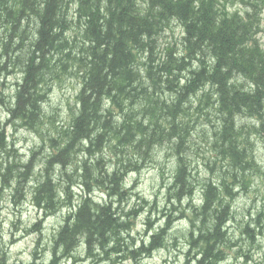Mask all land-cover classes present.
<instances>
[{
	"label": "trees",
	"instance_id": "obj_1",
	"mask_svg": "<svg viewBox=\"0 0 264 264\" xmlns=\"http://www.w3.org/2000/svg\"><path fill=\"white\" fill-rule=\"evenodd\" d=\"M7 1L0 0V29L8 31L0 41L3 43L0 59L4 60L0 70L7 74L15 70L21 73L13 98L6 101L8 122L33 126L37 132L43 115L41 105L54 86L64 75L78 80L77 114L50 141L54 152L33 191L34 205L46 214L53 215L64 206L69 210L75 208L74 212H68L54 236V253L75 258L82 239L83 254L90 264L105 261L120 264L128 258L137 264L142 255L150 258L166 248L164 237L172 223L168 219L162 229L149 237L147 245L143 241L139 248L123 245L120 232L131 231L142 210H122L121 205L131 193L123 187V180L128 170L138 172L141 167L129 162L122 165L123 173L117 169L110 178L105 168L117 156L135 155L147 163L153 146L170 144L178 167L167 190L168 201L171 203L175 198L182 203L188 196L193 213L188 216L191 226L184 264L192 261L220 264L225 260L232 246L231 241L228 244L226 224L232 214L231 200L237 195L230 185L247 188L250 172L257 168L245 130H239L238 123L242 117H249L259 123V131L264 133V49L257 40L261 24L252 12L243 15L230 12L228 0H12L9 4ZM173 20L182 29L180 49L175 43L163 47L160 44L163 34L171 30ZM12 31L18 33V40L14 39L17 33ZM70 51L73 53L69 56ZM164 90L173 93L174 98L162 99ZM194 97L198 98L195 113L204 114L206 123L211 122L210 115L219 118L218 130L214 131L217 158L225 160L228 169L235 170L220 177L219 187L211 180L200 185L204 189V204L199 210L192 204L196 179L187 154L190 130L193 133L197 124L191 119L193 112L190 114ZM117 116L121 117L119 122ZM174 137L178 141L175 144ZM7 138L2 128L0 173L4 180L0 184V215L3 191L15 181L14 198L22 199L33 165L31 159L27 164L21 163L27 171L16 174L8 183L11 167L19 163L3 161L5 154L13 153ZM81 141H86V145ZM105 149L111 153L110 161L104 158ZM81 152L90 157L79 159ZM97 154L99 158L90 164ZM114 162L121 164V160ZM56 164L61 170L74 165L75 174L64 176L76 175L83 180L79 183L69 180L59 192L54 185ZM207 167L212 170L209 163ZM94 171L99 179L94 177ZM74 184L80 188L78 204L72 201ZM94 194L108 203H96L92 199ZM117 213L125 217V222L120 221ZM210 218L215 223L209 232ZM152 224L151 220L146 221V237ZM246 231H251L248 225ZM112 239L115 243L110 249L107 245ZM129 239L134 245L135 237ZM97 247L103 255L96 252Z\"/></svg>",
	"mask_w": 264,
	"mask_h": 264
},
{
	"label": "rangeland",
	"instance_id": "obj_2",
	"mask_svg": "<svg viewBox=\"0 0 264 264\" xmlns=\"http://www.w3.org/2000/svg\"><path fill=\"white\" fill-rule=\"evenodd\" d=\"M11 1L12 0H8L7 4H9ZM228 2L229 4H227V7L229 9L230 8L234 9L233 10L234 12H238V13L243 12L244 14L248 12L245 11V9L247 8L251 9V12L256 18V20H258L261 24V31L257 35V40L260 41L264 49V16L261 15V13L264 12V0H248L247 2L241 0H228ZM237 3L241 5V8L236 9ZM72 15H73V9L70 11V16ZM12 32L17 33L15 31ZM26 32L27 29L25 30V35ZM7 33H8L7 30L0 29V41H2L1 39L4 38L7 35ZM181 34H182V29L175 22L173 23L171 30L168 29L160 38V44L163 47L165 44L175 43L176 46L180 49ZM33 37H35V35ZM14 39L15 40L19 39L18 33L16 38ZM2 47H3V43H0L1 50ZM161 50L162 49H159V51ZM72 53L73 51H70L68 52V55L70 56ZM2 64H4V60L0 59V67L2 66ZM20 78H21L20 73L13 72L11 74L10 73L7 74L4 70H0V93H1L0 129L4 128L5 133L9 138V139L7 138V141L9 140L11 142L12 144L11 149L13 148V153H10L9 156L5 154L3 156V161L9 160L10 162L15 161L19 163L11 167L12 173L11 172L10 173L12 176L8 177L9 178L8 183H10L11 180H13L16 177L15 176L16 174L18 175L21 172L27 171L25 168L21 166V163L27 164L31 159L33 165L31 168L32 172L30 174L29 180L24 188L22 199L18 200L17 197L14 198V196L16 195L14 191V184L11 188H6L2 193V200H1L2 209L0 215V264H9V261H11V264H36V261L41 259L42 254L48 252L49 250L51 251L52 259L48 261V264H60L62 260L65 261V264L69 260L71 261V264H84L85 261H89L84 257V254L83 255L75 254L76 257L71 258L70 256H66L62 254V252H59L58 254L54 253V244H53L54 236L56 235L57 230L63 224V221L65 220L69 211H66L64 213L62 222H58L57 214L61 209H65V208L69 209V208L67 206L61 207L55 214L52 215L48 213L46 214L44 211L42 212L33 203L34 186L41 178V173H43L44 171V165L46 161L54 152V149L51 147V144L49 142L52 139L57 138V136L60 134L62 129L70 125V123L72 122V117L77 112V109L79 107V101H80L78 99L79 91L77 90L78 80L73 76L64 75L62 77V81L54 86L53 89H55L57 96L53 98V90H52L47 101L45 100V102L43 103L49 106V112L51 113V115L46 114L44 112V109L42 108L43 115L38 123L41 124V126L36 132L32 129L33 126L27 127L24 126L23 124H15L8 122L9 116L7 112L6 101L7 98H12L14 96L16 90V82ZM2 97H4L3 100H1ZM161 97L162 99L170 100L174 98V95L173 93L164 90V92L161 94ZM192 103H193V109L192 111H190V114H192L193 112V116H191L192 117L191 119L193 121L196 120L197 124L193 133H192V129L190 130L191 136L189 138V142L187 143L188 145L187 154L192 157L201 158V163L199 165L192 166L193 173L196 179L195 185L197 187L200 186L206 180H211L213 182V180L216 178V173L218 170L221 173V177H223L224 173L226 172L225 170L226 161L222 160V158H217L218 152L217 149L214 147V142L216 138L215 132L218 130V126L220 123L219 118H216L215 115H210L211 122L206 123L204 114H201V112L199 114L195 113L196 111L195 107L197 106L198 98L197 97L192 98ZM61 104H63V107L60 106ZM52 105H55V107H53ZM5 113H7L6 118H5ZM9 128H11V132H9ZM238 128L239 130H245V138L249 143V145H251L250 146L251 149L249 150V152L253 153L255 161L258 158L264 159V133H261L259 131L260 126H257V124L252 123L249 117H242L238 123ZM209 132H211V141H209V137H208ZM194 133L195 136L193 135ZM33 136L36 137L37 140H39L38 145L31 140ZM252 137H255L256 140L253 141ZM197 141H199V143H197ZM257 142L259 143L260 146L259 152L257 151ZM30 143L31 146H29ZM222 143L223 140L221 141V144ZM158 148L161 150H164L165 148L168 149L167 151H165V161L169 160L172 155H175L173 150L170 151L171 149L170 144H165L164 146ZM106 151L111 157V153L108 151V149H105L104 153ZM205 152H210L212 154L211 157L201 155L202 153ZM25 156L27 157L26 162H24ZM86 156L90 157L89 154H86ZM107 161H110V159ZM148 162L149 160L147 161V163H143L140 160L139 165L141 167V170H143L148 165ZM208 163L211 166L212 170H210L207 167ZM71 168H72L71 173L75 174L74 172L75 166L73 165ZM68 169L69 167L66 168L65 170H61V167L59 166V169H57L56 172L54 173V177H55L54 185L55 186L57 185V190L59 192H61L64 188H66L67 181L75 179V181L79 183L83 180L81 177H78L76 175L75 176L71 175L70 177L66 178L64 175L65 173H69ZM200 170L207 171L208 173L207 177L203 178L202 183L200 180L197 179L198 177H200ZM140 171L137 172L138 174L137 179L133 181L132 185L129 188H127V191H130L133 195L137 197V199H139V195L134 192V189L139 187L141 183L139 179ZM231 171L235 172V170L233 169H231ZM160 172L161 175H163V169H161ZM150 179L151 177H149V180ZM249 179L251 182L247 188H244L241 184H238L236 186L230 185V187H233V189L239 186L240 190L234 191L237 195L236 197H233V199L231 200L232 214L227 222L228 232L230 231L232 225H237V230L240 233V237H243L245 240L248 241L247 250L241 248L233 255V264H235L236 262V257L241 255L244 256V264H248V261L253 259L252 255L250 254L251 250L253 248L259 250L260 246L257 245V238L264 237V191H262L264 190V173L260 172V166L258 164H257V168H255L254 171L251 170ZM3 180L4 177L0 173V184L3 182ZM61 184H63V187L61 186ZM253 185H255V187ZM163 187H164V183L162 180L161 188ZM149 190H151V188H149ZM79 191L80 188L78 187V184H74L73 186L74 197L72 198L73 204L78 201L77 193ZM159 191L160 189H157V195L154 196L153 198L152 210H155L157 207V203L159 199ZM59 195L64 197V194H59ZM165 197H166V205H171V203H169L168 201V191L165 192ZM241 199L244 201H248V200L251 201V203L246 208L243 206V204L238 205V207H240L241 210L243 211L244 216L248 217L247 222L243 220L238 222L236 220V215H239V213L234 212L233 210V204H235L237 200H241ZM258 199L262 201L261 207L259 211H255V207ZM14 200L16 202H14ZM142 203L144 202L142 201ZM182 208L187 209L190 208V206H188V204L185 205L177 202L175 205H171L170 209L167 207L165 209H161L160 210L161 217H166L165 224L167 219L170 220L172 223L174 222V224L178 223L181 220L187 219L189 222V229H190L191 223L189 221L188 215L185 211H181ZM152 210H150L149 215H151ZM141 211H143V208ZM177 212H179V215H174V213ZM9 216L12 217V220L10 221L8 220ZM5 221L9 223V228L11 229L6 247L4 246ZM229 221H231V223H229ZM152 223H153L152 224L153 227L156 221H152ZM172 223L170 224V229H172L171 228ZM240 225H242V227H240ZM247 225L249 226V229L251 231H246ZM253 225L255 226L253 227ZM46 226L48 233L47 237H45ZM176 232L180 234L182 237L183 234L182 228L178 227L176 229ZM16 233H22V234L16 235ZM137 235H139V233H137ZM144 236H145V230H144ZM240 237L237 238L235 243L232 242V246L228 250L227 256L231 254L232 248H236L237 244L242 243ZM46 239L50 242V249L49 246L45 244ZM229 243L230 241L228 242V244ZM41 245H45V247L42 248ZM178 246H179V239H177L174 236L171 247L178 248ZM13 248H16V250L13 251ZM167 248L168 246L166 248H163L165 253L167 252ZM80 249L77 251V253L80 251ZM185 253H184V257H185ZM20 257H26V258L20 259ZM27 257H30V259H27ZM194 257L196 258V255H193V258ZM152 258L153 255L148 259H152ZM92 261L96 263L95 260L92 259ZM133 264L135 263L133 262ZM159 264H169V262L166 258H162L159 260ZM254 264H264V260L254 261Z\"/></svg>",
	"mask_w": 264,
	"mask_h": 264
},
{
	"label": "clouds",
	"instance_id": "obj_3",
	"mask_svg": "<svg viewBox=\"0 0 264 264\" xmlns=\"http://www.w3.org/2000/svg\"><path fill=\"white\" fill-rule=\"evenodd\" d=\"M241 8V5L239 3L236 4V9ZM234 9H229V11H233ZM245 11L251 12L250 8L245 9ZM241 15H243V12H241ZM262 16H264V12L261 13ZM176 21L173 20V23H175ZM11 79V78H10ZM181 84L184 83L183 80L180 81ZM251 87V85H250ZM78 90V89H77ZM57 96V93L55 92V89H53V98H55ZM14 106V105H12ZM53 107H55V105H52ZM61 107H63V104L60 105ZM41 107L44 109V112L46 114L51 115V113L49 112V106L42 104ZM108 107V101H105L104 103V108ZM7 117V113H5V118ZM137 119H139V117H137ZM121 120L120 116L116 117V121L119 122ZM146 123V122H145ZM252 123L257 124V126H259V123L257 121H252ZM207 127V126H205ZM9 132H11V128H9ZM195 136V133L193 134ZM208 137H209V141H211V132L208 133ZM140 137H137V140H139ZM253 141L256 140L255 137H252ZM31 140L33 142H35L37 145L39 144V140L36 139V137H32ZM177 139L174 137L172 140V143L175 144L177 143ZM82 144L86 145V141H81ZM197 143H199V141H197ZM19 146V145H18ZM31 146V143L30 145ZM168 149L165 148L164 150H161L159 148H156L155 146H153V153L151 156V159L148 162V165L140 171L139 173V179L141 181L139 187H137L136 189H134V192L137 193L139 195V199H137V197L133 194H129L128 199L124 202L123 205H121L122 210L124 212H128L130 210L133 209H140L143 208V211L139 212L138 217L135 220V227L131 230V231H121L120 232V238L123 241V245L127 246L128 248L132 249V248H139L141 241L144 242L145 245H147L149 243V237H151L154 233H157L160 229H162L165 225V219L166 217H161L160 215V210L161 209H165L167 208H171V205H175L177 203L176 199L173 198L171 201V205H166V197H165V192L167 191V188L170 187L173 182H174V177H175V170L178 167L177 164V157L175 155H172L170 157L169 160L165 161V151H167ZM257 151H260V146L259 143L257 142ZM104 158L106 160L109 159H113L112 157L109 156V154L107 153V151L103 154ZM202 156H208L211 157V153L210 152H205L201 154ZM99 158V154H97L96 157L92 158L89 163L90 164H94L95 159ZM80 159H88L83 152L80 153ZM27 157L25 156V160L24 162H26ZM114 160H121V164H116L114 162ZM188 160L190 161L192 166L195 165H199L201 163V158L200 157H192L189 156ZM131 162L132 164H138L140 162V159L138 157H136L135 155H128L126 157H120L117 156L113 159V162L111 163H106V168H105V174L110 178L111 174L116 171L117 169H119L120 173H123L125 171L124 167L122 165L127 164ZM207 162V161H205ZM256 163L260 166V172L264 173V159H260L258 158L256 160ZM57 169H59V165L56 166ZM163 169V175H161L160 170ZM191 170V168H190ZM225 170L226 171H231V169L227 168V163L225 164ZM69 173H71L72 168L69 167L68 169ZM238 171V170H237ZM94 177L99 179L100 177L96 175L95 171L93 173ZM208 173L207 171L204 170H200V177H198L197 179L201 181V183L203 182V178L207 177ZM138 177V174L136 171H132V170H128L127 171V175L124 177L123 180V187L124 188H129L133 181L136 180ZM149 177H151V179L149 180ZM220 177H221V173L218 170L216 173V178L213 180V183L219 187L220 186ZM163 180L164 183V187L161 188V181ZM15 183V181H13V184ZM255 187V185H253ZM179 186H177L178 188ZM149 188H151V190H149ZM157 189H160L159 191V199H158V203H157V207L155 210H152L153 208V198L154 196L157 195ZM177 189H173V191L175 192ZM203 187L202 186H197L196 187V193L195 196L192 198V204L195 206V208L197 210H199L201 208V206L204 204V197H203ZM239 186L234 188V191H239ZM264 191V190H262ZM103 195V194H102ZM93 200L96 201V203H108V201L105 200H101L100 196H97L96 194L93 195L92 197ZM147 201V204L145 205L144 203H142V201ZM261 200H257L256 203V207H255V211H259L260 207H261ZM79 202L77 201V204ZM189 203V197L185 196L182 200V204H188ZM251 203L250 200L248 201H244V200H237L235 204H233V210L234 212H238L239 215H236V220L239 222L241 220L247 222L248 221V217L244 216L243 211L241 210L240 207H238V205L243 204V206L246 208L249 204ZM112 204H113V208H116V197L112 198ZM213 207L215 208L216 205H213ZM151 211V215H149V212ZM66 211H75V208L73 209H61L58 214H57V220L58 222H62V218L63 215ZM181 211H185L187 213V215L190 217L192 215V208H187V209H181ZM117 215L120 217V221L123 223L125 222V217L123 215H120V213H117ZM174 215H179V212L174 213ZM211 215V214H210ZM131 219V218H130ZM8 220H12V217L9 216ZM146 220H152V221H156V223L154 224V226L152 227V229L148 232V236H144V230L146 227ZM215 221L214 219H209L208 225H207V231H212V227L214 225ZM229 223H231V221H229ZM195 224L197 226V229H199L200 227V220L197 219L195 221ZM27 226V225H25ZM255 225H253L254 227ZM180 227L183 230V234L182 237L180 234H178L176 232V229ZM240 227H242V225H240ZM4 246H7V241L9 238V233L11 231V229L9 228V223L7 221H5L4 223ZM189 231V222L187 219L185 220H181L178 223L174 224L172 229L169 230L168 234L164 237L165 243L168 246L167 248V252L165 253V251L163 249H161L160 251L153 253V258L152 259H148L146 256L142 255L139 259H138V264H159V260L162 258H166L169 262V264H184V253L188 251V243H187V233ZM193 231H196V229H193ZM137 233H139V235H137ZM22 233H16V235H21ZM48 233H47V226L45 228V237H47ZM110 235V234H109ZM176 237L177 239H179V246L178 248H172V242H173V237ZM130 237H135V244L133 245L131 243V240L129 239ZM240 237V233L237 230V225H232L230 231H229V235L227 237L228 241H231L233 243L236 242L237 238ZM242 243L237 244L236 248H232L231 249V254H229L227 256L226 260L220 261V264H233V255L241 248L247 250L248 249V241L245 240L243 237H240ZM115 243V239L110 240L109 244L107 245L108 248H111L113 246V244ZM45 244L49 246L50 249V242L46 239L45 240ZM257 245H259V250H257L256 248H253L251 250V255L253 257L252 260L248 261V264H254V261H259V260H264V237H258L257 238ZM19 247V246H16ZM41 247H45V245H41ZM218 247H222V246H218ZM83 240L81 239V249L78 253V255H83ZM16 248H13V251H15ZM195 251V250H194ZM96 252L100 253V249L99 247L96 248ZM100 255H103L102 253H100ZM121 255H126V253H121ZM201 255H203V253H201ZM26 257H20V259H25ZM27 259H30V257H27ZM52 259L51 256V251L49 250L48 252H45L42 254V257L40 260L36 261V264H48V261ZM197 259H199V256L197 257ZM9 264H11V261H9ZM60 264H65V261H61ZM66 264H71V261H67ZM84 264H90L89 261H85ZM104 264H108L107 261L104 262ZM120 264H133V261L131 258H128L126 260H122L120 262ZM192 264H196V261H192ZM235 264H244V256H238L236 257V262Z\"/></svg>",
	"mask_w": 264,
	"mask_h": 264
},
{
	"label": "bare ground",
	"instance_id": "obj_4",
	"mask_svg": "<svg viewBox=\"0 0 264 264\" xmlns=\"http://www.w3.org/2000/svg\"><path fill=\"white\" fill-rule=\"evenodd\" d=\"M25 2V1H24ZM173 14V13H172ZM160 29V28H159ZM142 49V48H141ZM48 59V58H47ZM74 75V74H73ZM45 81V80H44ZM154 82V81H153ZM140 83V82H139ZM13 89V88H12ZM219 100V99H218ZM176 107V106H175ZM183 108V107H182ZM83 111V110H82ZM31 112V111H30ZM206 115V114H205ZM22 118V117H21ZM140 119V118H139ZM32 121V120H31ZM12 123V122H11ZM36 123V122H35ZM20 124V123H19ZM155 127V126H154ZM240 127V126H239ZM220 136V135H219ZM235 136V135H234ZM230 140V139H229ZM8 143V142H7ZM50 143V142H49ZM235 143V142H234ZM232 147V146H231ZM5 151V150H4ZM196 151V150H195ZM101 153V152H100ZM57 165V164H56ZM93 165V164H92ZM205 166V165H204ZM197 169V168H196ZM101 171V170H100ZM193 171V170H192ZM188 174V173H187ZM99 176V175H98ZM105 180V179H104ZM208 182V181H207ZM118 183V182H117ZM209 184V183H208ZM210 186V185H209ZM127 189V188H126ZM206 189V188H205ZM4 192V191H3ZM195 194V193H194ZM96 206V205H95ZM209 212V211H208ZM193 214V213H192ZM229 220V219H227ZM226 223V222H225ZM227 225V224H226ZM111 249V248H110Z\"/></svg>",
	"mask_w": 264,
	"mask_h": 264
}]
</instances>
